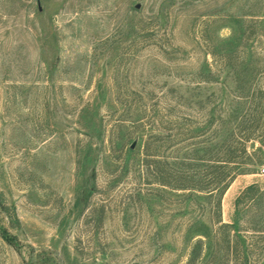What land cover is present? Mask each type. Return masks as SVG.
Masks as SVG:
<instances>
[{
    "label": "rangeland",
    "instance_id": "obj_1",
    "mask_svg": "<svg viewBox=\"0 0 264 264\" xmlns=\"http://www.w3.org/2000/svg\"><path fill=\"white\" fill-rule=\"evenodd\" d=\"M0 264H264V0H0Z\"/></svg>",
    "mask_w": 264,
    "mask_h": 264
},
{
    "label": "trees",
    "instance_id": "obj_2",
    "mask_svg": "<svg viewBox=\"0 0 264 264\" xmlns=\"http://www.w3.org/2000/svg\"><path fill=\"white\" fill-rule=\"evenodd\" d=\"M222 118L218 130H216L212 135V140L208 143L203 144L201 147L197 148L195 153L201 154V159L204 160L205 174L204 180L208 183L209 192L217 191L216 201H215V210L218 216V222L220 223L221 216V200L228 189L230 184L233 182L237 174H248L250 171L242 168L243 159L249 158L247 153V144L252 141L251 135L248 130L240 131V126L243 124V121L238 122V117L231 116V118L224 120ZM237 121L238 129H232L229 125L233 121ZM239 151V156H233V151ZM145 171H148L153 163L157 175V181L163 185L168 186L172 189L177 190H193L196 189L195 184H193V178L191 176L185 177L184 175L173 176L171 180H167L162 176V172L156 167V163L144 160ZM184 162H181L183 164ZM201 189V188H199ZM225 228H230V224H222ZM202 248V240L197 239L192 247L189 263H193L197 258L199 252Z\"/></svg>",
    "mask_w": 264,
    "mask_h": 264
}]
</instances>
